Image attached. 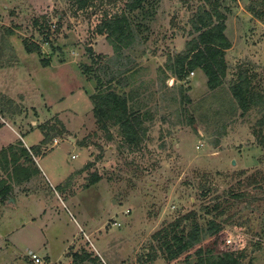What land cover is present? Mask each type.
<instances>
[{"label": "rangeland", "instance_id": "374dc122", "mask_svg": "<svg viewBox=\"0 0 264 264\" xmlns=\"http://www.w3.org/2000/svg\"><path fill=\"white\" fill-rule=\"evenodd\" d=\"M126 1L77 9L73 0H0V152L14 144L32 158L29 180L0 167V183L10 184L0 196V264H34L32 253L41 264H181L165 259L154 235L188 213L204 226L214 216L224 250H243L240 264H264V18L249 10L260 0H223L231 47L217 90L200 69L163 80L201 0H150L154 15L116 61L97 25ZM24 39L41 50L28 53ZM104 66L135 72L122 91L135 88L134 101L153 114L134 150L93 114ZM239 72L262 94L243 114L230 90ZM94 174L101 178L87 186Z\"/></svg>", "mask_w": 264, "mask_h": 264}, {"label": "trees", "instance_id": "16d2710c", "mask_svg": "<svg viewBox=\"0 0 264 264\" xmlns=\"http://www.w3.org/2000/svg\"><path fill=\"white\" fill-rule=\"evenodd\" d=\"M93 0H73L77 9L91 5ZM198 9L191 18L192 37L186 42L182 51L168 56L166 66L163 70L164 81L168 75H172L177 81H184L191 71L200 69L206 76L207 86L210 90H217L223 84L227 72L225 52L231 47V42L225 34L226 13L221 9L223 0H201ZM237 1V0H232ZM150 0H127L125 8L112 16L102 19L97 25V32L105 34L106 39L112 45L116 61L121 56L125 47H131L134 40L140 36V30L145 28V19L152 17L155 9L146 7ZM249 10L258 18H264V0L257 3V7L249 6ZM9 31V30H8ZM23 45L28 53L39 52L40 45L24 39ZM90 56H94L91 48ZM96 58H107L105 54H98ZM49 62L44 60L45 65ZM114 67V66H113ZM112 66H104L102 75H95L97 81L96 92L90 95L93 103V114L101 129L110 130V126L117 127L121 141L131 150L136 149L148 128L147 120H152L153 114L150 110H143L142 105L135 100V88L128 92L122 89L134 80L135 72H130L127 77L124 74L130 68L114 70ZM167 71V72H166ZM242 72L238 73V79L230 86L231 94L242 114L247 112L252 104L262 99L260 92H257L251 85V80ZM182 84L179 91L184 90ZM185 100L189 96L182 94ZM174 98V97H173ZM264 118L259 120L262 127ZM255 131V130H254ZM255 133L262 144L263 136L261 130ZM256 132V131H255ZM45 133L42 142L45 143ZM111 137V135H108ZM38 145L34 151L38 150ZM15 149L14 144L8 145L0 152V167L11 168L17 181L29 180L32 174L26 169L25 162L32 160L27 148ZM11 166V167H10ZM38 169V168H36ZM23 171V177L20 176ZM101 177L94 174L90 179L91 185ZM4 182V181H3ZM10 184L0 183V196L3 199L9 194ZM217 207V205H215ZM207 212L209 210L206 209ZM219 214L222 210H218ZM194 213L184 214L175 218L163 229L155 233L154 237L159 244L158 248L168 262L182 261L181 264H240L245 256L243 250H224L225 239L221 235L222 226L213 216L207 220L206 225L199 224L194 218ZM208 237V238H206ZM206 239V240H205ZM205 240V241H204ZM224 247V248H223ZM227 249V248H226ZM84 255V256H83ZM80 260L83 261L89 254H83Z\"/></svg>", "mask_w": 264, "mask_h": 264}, {"label": "built area", "instance_id": "2783aa9c", "mask_svg": "<svg viewBox=\"0 0 264 264\" xmlns=\"http://www.w3.org/2000/svg\"><path fill=\"white\" fill-rule=\"evenodd\" d=\"M190 73H193V71H191ZM72 157L75 158L76 157V154H73ZM126 211L129 212L128 209ZM114 223L117 224V225H120L119 222H117V223L114 222ZM30 259L32 260V262H34V264H41L42 263L40 257L36 253H32Z\"/></svg>", "mask_w": 264, "mask_h": 264}, {"label": "crops", "instance_id": "0c3cea01", "mask_svg": "<svg viewBox=\"0 0 264 264\" xmlns=\"http://www.w3.org/2000/svg\"><path fill=\"white\" fill-rule=\"evenodd\" d=\"M166 72H167V71H166ZM165 74H168V72H167V73H165ZM165 74L163 73V75H165ZM169 77L171 78V77H173V76H172V75H168V77H167V78H169ZM167 78H166V79H167ZM173 78H174V77H173ZM163 79H164V77H163ZM174 79H175V78H174ZM176 81H177V80H176Z\"/></svg>", "mask_w": 264, "mask_h": 264}]
</instances>
